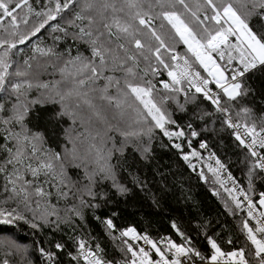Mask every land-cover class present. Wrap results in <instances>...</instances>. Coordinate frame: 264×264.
<instances>
[{
  "label": "snow or ice",
  "instance_id": "6c2138e0",
  "mask_svg": "<svg viewBox=\"0 0 264 264\" xmlns=\"http://www.w3.org/2000/svg\"><path fill=\"white\" fill-rule=\"evenodd\" d=\"M78 6L66 26L49 23L65 21ZM155 8L159 11L154 13ZM46 25L53 35L49 47L32 39ZM166 27L169 38L186 47L185 53L166 43ZM25 42L31 44L30 56L17 48ZM60 44L64 47H57ZM225 48L227 61L219 63L214 55L223 61ZM188 54L206 76L193 70ZM49 67L59 80L42 79ZM165 74L167 79L162 78ZM257 96L262 102L259 116L254 107ZM176 112L189 118L180 123ZM129 113H135L134 125L120 127L119 120ZM217 122L244 154L248 169L247 189L230 173L227 179L234 188H225L229 214L247 213L241 219L239 247L240 237H229L232 247L225 250L220 234L210 232V220L196 225L195 238L173 220L179 242L141 234L133 226L118 227V211L103 219L95 216L103 235L79 230L88 210L95 214L115 199L134 195V189L147 187L141 165L152 159L157 132L193 171L192 159H203L224 187L220 177L227 166L200 138L209 123L215 131ZM114 132L122 137L119 146ZM196 139L206 157L193 148ZM128 144L134 146L131 159L125 154ZM213 160L214 167L207 163ZM261 173L264 0H245L240 7L234 0H203L195 11L185 0H85L83 5L79 0H36V6L29 0H0V225L18 227L22 221L41 233L67 227L71 248L60 240L32 241L41 264H64V253L67 264H264V191L254 199L252 183ZM199 176L206 181L202 170ZM213 195L218 193L214 190ZM105 238L119 258L108 253ZM0 247L8 250L0 264H12V250L26 253L29 246L7 236L0 239Z\"/></svg>",
  "mask_w": 264,
  "mask_h": 264
},
{
  "label": "trees",
  "instance_id": "16d2710c",
  "mask_svg": "<svg viewBox=\"0 0 264 264\" xmlns=\"http://www.w3.org/2000/svg\"><path fill=\"white\" fill-rule=\"evenodd\" d=\"M34 6H36V0H29ZM155 3V0H152ZM237 7H240L245 0H234ZM85 0H79V5H83ZM191 10L195 11L198 4H203V0H185ZM181 12L183 8L177 6ZM79 11V6L73 9V12H69L65 16V21H50L49 23H61L66 26V21L71 19L74 12ZM159 8L154 9V13L158 12ZM185 18L191 21V16L185 13ZM33 22H35L33 18ZM159 26L160 21H155ZM166 23V22H165ZM194 24V22H193ZM170 28L166 27L162 36L166 40V43H174L175 48L180 53L186 52V47L179 42H174L168 36ZM33 42L42 41L43 47H49L53 45V35L48 25L33 37ZM178 39V38H177ZM235 43V38H230ZM70 43V41H69ZM57 47H64L62 44ZM223 47V46H222ZM18 49L22 48L24 53L32 55L31 44L25 42L24 45H18ZM228 49L225 48V58H227ZM191 62L195 65V58L188 54ZM43 63V58H41ZM143 66V65H142ZM197 67V66H196ZM165 76L162 78L164 79ZM43 80H59L60 76L55 73L54 70L49 67L47 71L42 73ZM160 78H157V84ZM35 94V93H34ZM183 102V97L180 98ZM47 107H51L48 105ZM191 107V106H190ZM254 107L256 114L259 116L262 102L259 96L256 97ZM175 108V105H172ZM191 113H189L190 115ZM175 119L180 123H184L189 118L182 112H176ZM115 122V121H114ZM135 123V113H129L125 115L123 119L119 120L120 127L130 128ZM198 129L202 130L203 125L199 121L195 122ZM215 131L212 130V125L209 123L207 131H201L202 139L207 140L209 144V150L213 151L219 156L222 161L225 162L228 172L239 182L244 189L248 187L247 164L244 161V154L240 149L236 148L232 143V137L229 132L220 131V124L217 122L215 125ZM112 136L117 144L120 145L122 137L118 132L112 133ZM199 140L193 141V148L200 151L203 157V152L198 147ZM86 144L81 145V150L86 148ZM185 151H188L187 144L184 145ZM125 154L129 159L135 155L134 146L128 144L125 148ZM152 159L147 165H141V178L147 177V187L143 191L136 188L134 189V195H130L128 198L120 197L115 199L114 203H110L104 207L98 208L95 214L91 210L86 213V223L79 224V230L84 234L91 232L93 236L103 235V227L101 223L95 219V216H99L101 219L109 216L112 211H118L119 216L115 219V223L118 227L133 226L140 233H147L151 237L159 239L161 236H169L176 242L180 241V237L172 229L171 223L173 220L186 232H190L193 238L196 237L197 231L196 225L203 224L205 221H211V233L220 234V243L225 250H230L231 245L227 243L229 237L234 241L237 237L240 240L237 241L236 246L239 247L243 241V236L240 231V224L242 217H246L243 210H238L235 216L229 214L225 208L227 202L231 205L229 193L225 191L226 186L221 187L217 182L215 176L204 166L205 161L203 159H192V163L195 165V171L189 168L188 165L180 158V153L172 149L166 138H162V134L157 132L156 139L152 142ZM201 170L206 176V181L200 179ZM262 175L259 174L253 177V187L261 192L264 191V181L261 180ZM129 187H132L129 181ZM216 191L218 195H213V191ZM155 199V202H154ZM29 218L31 214L28 213ZM79 223V222H78ZM70 230L61 225L59 231H53L51 228H45L44 231L34 232L29 228L27 224L22 221L18 222L17 226L0 225V239L11 236L15 238L19 243L28 245V251L26 253L15 252L13 249V255L8 256V259L12 264H28L31 261L32 264H41V258L39 252L32 244L33 240H38L40 243H45L46 239H50L53 242L60 240L65 242L69 248H71V241L69 240ZM106 249L110 255L114 254L117 258L120 257V253L115 249V246L111 241L105 238ZM200 246L202 249L206 248V242L203 239L200 240ZM8 250L4 247H0V261L5 257ZM64 264H67V254L64 253L61 256Z\"/></svg>",
  "mask_w": 264,
  "mask_h": 264
},
{
  "label": "built area",
  "instance_id": "2783aa9c",
  "mask_svg": "<svg viewBox=\"0 0 264 264\" xmlns=\"http://www.w3.org/2000/svg\"><path fill=\"white\" fill-rule=\"evenodd\" d=\"M214 58L219 62V63H225L226 61H227V58H225V56H224V60L223 61H221L220 60V57L219 56H215L214 55ZM196 62V61H195ZM196 64L197 65H195V64H193L192 63V68H193V70L194 71H198V72H200L202 75H204V76H206L207 75V73H205L204 72V69L202 70L201 69V67H200V65L198 64V62H196ZM197 66V67H196ZM165 77H164V79H167V76H166V74L164 75ZM198 147H199V145H198ZM202 152H203V154L205 155V157L207 156V152H205L204 150H202ZM210 163H211V165L214 167L215 166V161L213 160V161H209ZM228 175H229V172L227 171V172H222L221 173V179L224 181V185L226 186V188L227 189H233L234 188V185L232 184V182L231 181H229L228 179H227V177H228ZM261 175L262 176H264V173H261ZM233 177V176H232ZM233 179L236 181V183H237V185H239L240 187H242V185L239 183V182H237V180L233 177ZM244 188V187H243ZM255 189V188H254ZM259 191H257L256 189H255V193L253 194V197H254V199H256V200H258V198H259ZM245 212V215L247 216V213H246V211H244ZM141 234H144V233H141ZM154 255V254H153Z\"/></svg>",
  "mask_w": 264,
  "mask_h": 264
},
{
  "label": "rangeland",
  "instance_id": "374dc122",
  "mask_svg": "<svg viewBox=\"0 0 264 264\" xmlns=\"http://www.w3.org/2000/svg\"><path fill=\"white\" fill-rule=\"evenodd\" d=\"M195 58V57H194ZM201 69H202V67H201ZM203 70V69H202ZM203 157H205V155H203ZM207 163H210V162H207Z\"/></svg>",
  "mask_w": 264,
  "mask_h": 264
}]
</instances>
